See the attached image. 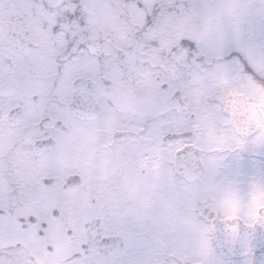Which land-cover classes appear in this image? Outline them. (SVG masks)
<instances>
[{
    "label": "snow or ice",
    "instance_id": "6c2138e0",
    "mask_svg": "<svg viewBox=\"0 0 264 264\" xmlns=\"http://www.w3.org/2000/svg\"><path fill=\"white\" fill-rule=\"evenodd\" d=\"M0 264H264V0H0Z\"/></svg>",
    "mask_w": 264,
    "mask_h": 264
}]
</instances>
